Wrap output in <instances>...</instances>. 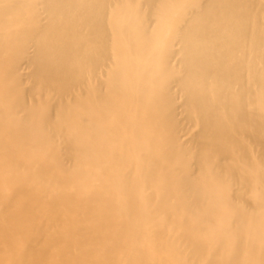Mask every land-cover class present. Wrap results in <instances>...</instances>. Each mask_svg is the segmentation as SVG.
Here are the masks:
<instances>
[{
    "label": "bare ground",
    "instance_id": "6f19581e",
    "mask_svg": "<svg viewBox=\"0 0 264 264\" xmlns=\"http://www.w3.org/2000/svg\"><path fill=\"white\" fill-rule=\"evenodd\" d=\"M120 3L0 0V264H264V0L197 3L186 75L107 98Z\"/></svg>",
    "mask_w": 264,
    "mask_h": 264
},
{
    "label": "rangeland",
    "instance_id": "374dc122",
    "mask_svg": "<svg viewBox=\"0 0 264 264\" xmlns=\"http://www.w3.org/2000/svg\"><path fill=\"white\" fill-rule=\"evenodd\" d=\"M204 2L205 0H156L154 3H150L148 0H123V3L111 8L107 19V27L112 34V49L115 48L111 53L114 62L109 65V68L104 67L106 77L102 75L103 71L101 72L102 81H104V96L107 98L112 96L114 89L120 84L134 83V80L128 78L130 76L135 78L146 75L163 76L165 78L185 76V64L182 63L184 55L178 42L182 35L179 31L185 25L184 20L191 19L189 13L197 10L195 5ZM123 6L128 8L130 15L119 19L117 12H120ZM260 20L264 30V16L260 17ZM140 27L144 33H147L148 43L151 42L149 49H143L135 43L132 33ZM261 44L263 51L264 39ZM168 49L171 51L169 52ZM21 72L23 75H27L30 73V69L25 66ZM25 79L26 77H24ZM141 81L143 83L147 82L146 80H136V83L140 84ZM173 81L175 80L155 79L149 82L164 84ZM29 87H31L30 81L26 83L25 88ZM185 96V92H182L179 97L177 96L180 106L185 103ZM33 101L40 104V108L43 107L45 97L38 92V89L30 98V102ZM178 112L181 115L179 118L186 116L182 108ZM181 125L185 127V131L179 134L183 142L188 141L199 131L195 124L193 125L186 119L182 120ZM74 165L75 161H70L66 164V168L73 169Z\"/></svg>",
    "mask_w": 264,
    "mask_h": 264
}]
</instances>
